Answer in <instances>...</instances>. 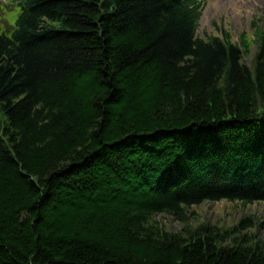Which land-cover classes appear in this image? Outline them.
<instances>
[{
	"label": "trees",
	"instance_id": "trees-1",
	"mask_svg": "<svg viewBox=\"0 0 264 264\" xmlns=\"http://www.w3.org/2000/svg\"><path fill=\"white\" fill-rule=\"evenodd\" d=\"M11 1L0 264H264L237 229L153 221L264 202V36L249 65L248 42L196 35L197 0Z\"/></svg>",
	"mask_w": 264,
	"mask_h": 264
},
{
	"label": "rangeland",
	"instance_id": "rangeland-1",
	"mask_svg": "<svg viewBox=\"0 0 264 264\" xmlns=\"http://www.w3.org/2000/svg\"><path fill=\"white\" fill-rule=\"evenodd\" d=\"M19 10L3 12V18L13 26ZM1 30V29H0ZM256 30L264 36V0H207L206 12L199 24L198 37L221 38L224 32L230 34L231 42L242 41L251 45L246 63H252L261 48L262 39L257 37ZM243 220H251L253 227L242 231L238 226ZM153 221L168 233H186L201 226L218 228L226 233L236 234L225 237L226 245L242 237L264 243V202L244 205L241 202H205L198 206L186 208L182 219L177 220L168 214L154 217ZM237 231H240L237 233Z\"/></svg>",
	"mask_w": 264,
	"mask_h": 264
}]
</instances>
